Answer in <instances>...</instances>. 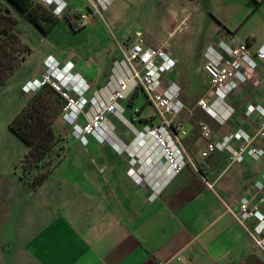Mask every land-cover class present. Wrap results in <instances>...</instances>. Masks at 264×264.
<instances>
[{
  "label": "crops",
  "instance_id": "0c3cea01",
  "mask_svg": "<svg viewBox=\"0 0 264 264\" xmlns=\"http://www.w3.org/2000/svg\"><path fill=\"white\" fill-rule=\"evenodd\" d=\"M165 7H161V3L159 7L155 3L142 4L134 18L185 16V5ZM60 18L67 20V14L57 16V21ZM156 33L146 29L143 40L144 44L149 41L162 45L172 58V71L164 75V81L174 83L181 102L193 100L194 97L188 99L185 94L186 87L193 85L194 79L198 85L206 87L207 84L200 70L205 47L192 78L191 73H187L189 67L185 61L164 47ZM233 36V33L219 28L211 44L217 40L225 43L240 41ZM48 51L37 55L27 51L0 83V113L4 114L5 121L26 99L27 95L21 92L20 86L38 74L40 62ZM113 56L108 55L101 62L95 56L85 57L84 61L66 54L53 58L68 61L74 73L82 76L92 89H98L106 80ZM257 65L259 67L245 70L244 81L233 95L226 98L232 112L224 121L222 131H210L211 138L237 127L249 131L255 125V116L244 115L243 109L262 101L264 68L259 63ZM136 91L129 95V102ZM197 94L196 98H211L206 91ZM52 125L63 142L69 140L73 146L77 144L85 157L76 161L77 164L71 166L73 169L52 185L44 188L41 184L43 178L31 188L38 194L45 190L53 192V206L45 207L44 201L38 202L34 209L35 222L38 230L50 227L54 240L61 247L57 255L38 257L32 254L24 258L22 264H156L159 259L174 253L178 258L172 259L170 264H264V252L253 244L246 228L226 210V207L235 209L240 196L253 193L252 182L264 169V152L262 159L261 156L255 161L244 159L232 164H227L224 153L219 151L201 156L203 139L198 136V130L195 133L190 131L187 124L181 141L189 161L161 184L151 200H147L146 186L137 185L128 177L124 154L106 142L98 144L89 139L86 145H81L70 139L59 116ZM114 133L121 136L122 142L129 139L119 128H114ZM253 144L264 151V138L255 139ZM205 181L211 186H206ZM59 200L64 204L63 217L57 211ZM31 249L34 252L32 244Z\"/></svg>",
  "mask_w": 264,
  "mask_h": 264
},
{
  "label": "built area",
  "instance_id": "2783aa9c",
  "mask_svg": "<svg viewBox=\"0 0 264 264\" xmlns=\"http://www.w3.org/2000/svg\"><path fill=\"white\" fill-rule=\"evenodd\" d=\"M38 1L48 6L55 16L64 14L69 2ZM84 1L87 9L74 10L68 17V21L77 26L83 25L93 14L100 16L109 0ZM135 36L124 47H118L110 60L106 80L98 89H92L82 76L74 73L68 61L44 57L38 74L25 80L20 90L27 96L42 85L55 91L63 100L58 116L67 127L68 137L81 145H86L89 139L98 144L109 140L118 153L126 156L128 177L135 184L146 186V199L151 200L161 184L189 161L181 144L186 127L178 117L180 112L189 110L179 99L174 83L164 81V75L173 67L167 51L160 44H144L138 32ZM258 63L264 68V40L254 50L243 41L217 40L214 45L207 46L200 70L207 83L205 91L211 98L199 96L194 105L218 123L224 122L232 112L226 98L244 81L245 70L255 68ZM261 79L262 101L243 109L244 115L255 116V125L249 131L237 127L211 138L210 129L199 121L198 136L203 139L201 156L219 151L224 153L227 164H232L244 159L255 161L263 155V148L253 144L255 139L264 138V71ZM134 90H140L145 101L150 103L154 120L147 118L140 128H129L131 136L127 142L117 143L111 139V119L130 123L121 111L130 105L128 97ZM131 112H137V108H132ZM131 119H135L134 116ZM205 184L211 186L209 182ZM252 186V194L240 196L235 209L226 207V210L246 228L253 244L264 252V169ZM177 258L174 253L156 264H170Z\"/></svg>",
  "mask_w": 264,
  "mask_h": 264
},
{
  "label": "rangeland",
  "instance_id": "374dc122",
  "mask_svg": "<svg viewBox=\"0 0 264 264\" xmlns=\"http://www.w3.org/2000/svg\"><path fill=\"white\" fill-rule=\"evenodd\" d=\"M149 3H155L157 7L160 3L161 7L185 5V16L134 18L141 5L146 6ZM86 9L84 0H69L64 9L67 20L60 18L44 33L19 11L10 7V12L16 18L15 29L19 38L33 55L49 50L46 57L66 54L68 57L84 61L85 57L95 56L101 62L108 55H114L119 46L124 47L130 40L136 38L135 31L139 32V37L144 43V31L147 29L156 31L155 36L162 41L163 46L174 51L185 61L189 67L187 73H191V77L202 49L212 45L215 31L219 28L233 33V37L245 42L250 50H254L264 38V0H109L101 10V16L93 14L81 26L68 21L70 13L72 14L74 10ZM205 89L203 84L198 85L194 79L193 85L186 87L185 90L188 99L194 97L193 100L182 102L189 111L178 114L184 126L189 124L190 131L194 133L197 132L199 121L211 132L224 129V122L218 123L201 108L193 107L196 94H202ZM130 102L131 104L121 111V115L130 123L124 124L111 119L113 124L111 139L117 143L124 140L114 133V128H119L122 134L130 138L129 128H140L147 118L154 117L152 106L145 101L140 90L136 91ZM134 107L137 108V112H131ZM131 116L135 119H131ZM6 122L4 114L0 113V264H22L24 258L32 254L38 257L57 255L61 244L54 240L50 227L44 231L36 228L34 209L37 208L39 201H44L45 207L53 206L54 194L50 192L51 190L38 194L37 190L31 189L20 177L18 162L24 146L6 128ZM104 142L111 144L109 140ZM84 157L77 144L73 146L69 140L64 141L63 150L41 182L42 186L45 188L48 184L52 185L67 175L69 170L73 169L71 166L76 165V161ZM262 158L263 156L260 159ZM59 201L57 211L60 217H63L64 204L63 200ZM35 228L37 230H33ZM31 244L34 252L30 250Z\"/></svg>",
  "mask_w": 264,
  "mask_h": 264
},
{
  "label": "trees",
  "instance_id": "16d2710c",
  "mask_svg": "<svg viewBox=\"0 0 264 264\" xmlns=\"http://www.w3.org/2000/svg\"><path fill=\"white\" fill-rule=\"evenodd\" d=\"M5 2L0 0V83L29 50L18 36L16 18L10 12V7L19 11L42 33L57 21L50 8L38 0ZM62 102L55 91L42 85L26 97L6 122V128L24 146L18 164L20 177L30 188L42 181L62 152L63 141L52 125Z\"/></svg>",
  "mask_w": 264,
  "mask_h": 264
}]
</instances>
